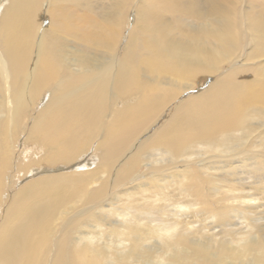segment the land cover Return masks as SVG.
Returning <instances> with one entry per match:
<instances>
[{"label": "bare ground", "instance_id": "bare-ground-1", "mask_svg": "<svg viewBox=\"0 0 264 264\" xmlns=\"http://www.w3.org/2000/svg\"><path fill=\"white\" fill-rule=\"evenodd\" d=\"M260 175L264 0H0V264H264Z\"/></svg>", "mask_w": 264, "mask_h": 264}, {"label": "rangeland", "instance_id": "rangeland-1", "mask_svg": "<svg viewBox=\"0 0 264 264\" xmlns=\"http://www.w3.org/2000/svg\"><path fill=\"white\" fill-rule=\"evenodd\" d=\"M132 20H133V16L131 15L130 16V22L131 23L133 22ZM210 83H211L210 79L206 80V83L203 86H201V88L204 89V87L209 85ZM250 177H251V181L250 182L252 184H249V180L248 179L245 182L247 185L244 184L243 182H240V184H242V186H240V189H239L238 193H236V194L238 196H241V198L244 197L245 199H252V201L249 204L254 205V208L256 209V211H258L260 213V215L258 217H264V181L259 182V180L262 179L261 175L260 176H250ZM164 180H165V182H167L166 180H169V179L165 178ZM163 184H164V186L166 185V183H163ZM231 184H234V183H231ZM173 187H174L173 185H169V187L167 185L166 187H164V189H163L165 191L164 194L166 196L168 195L169 198H171L172 194H173L174 196L172 197V200L174 199L175 195H177L175 200L180 198V197H181L180 199H182L181 192L179 190L175 189L176 187H174V188ZM169 188L170 189L172 188L171 189L172 192H174V190H175V192L176 191H178V192H176V194H175V192L172 193L170 190H168V192H167V189H169ZM169 191L172 194L169 193ZM240 202H241V200H240ZM227 204H232L233 206H237L238 205V200L236 199V201H234V202H232L230 200V201L227 202ZM244 217L245 216H242V218H244ZM191 220H195V219L192 218ZM254 220H255V217H254ZM198 221H199V219H198ZM205 222L206 223H208V222L214 223L215 221L209 219V220H205ZM239 223H241V222L238 221L237 218L234 217L233 213H228L227 216H226V224L221 220L220 223H219V227L224 225L223 228L227 229L226 225H232V224H236V226H235L236 228H238L239 225L242 226V227L244 226V225H241ZM259 224H264V220L260 221ZM230 229H232V228H230Z\"/></svg>", "mask_w": 264, "mask_h": 264}]
</instances>
